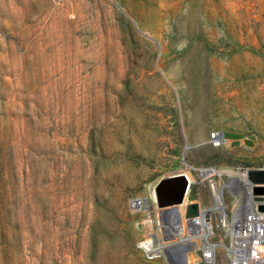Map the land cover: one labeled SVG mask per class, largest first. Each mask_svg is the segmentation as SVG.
<instances>
[{
  "label": "rangeland",
  "instance_id": "rangeland-1",
  "mask_svg": "<svg viewBox=\"0 0 264 264\" xmlns=\"http://www.w3.org/2000/svg\"><path fill=\"white\" fill-rule=\"evenodd\" d=\"M212 167L264 169V0H0V264H175L154 187Z\"/></svg>",
  "mask_w": 264,
  "mask_h": 264
},
{
  "label": "bare ground",
  "instance_id": "bare-ground-1",
  "mask_svg": "<svg viewBox=\"0 0 264 264\" xmlns=\"http://www.w3.org/2000/svg\"><path fill=\"white\" fill-rule=\"evenodd\" d=\"M222 132H218V135L222 139ZM188 146L186 147V149ZM186 163V161L184 162ZM194 169H198L196 167H193ZM215 168V167H214ZM213 167L210 169L201 168L202 176H209L213 174L222 175L224 173L233 175L236 179L235 180H241L243 184V188L245 191L246 196L249 198L251 195L252 186L254 185L252 178L254 177V173L250 172V170L246 169V171H223V170H217ZM178 172H175L171 175L165 176L162 179H160L157 184L154 187L152 196L154 201L156 202L158 208L160 209L162 213V219L164 222L170 223L172 226L165 228L167 229L166 232L170 233L173 237L177 236V239L170 243H160V240L157 236H151L150 238L146 239L143 243L146 249L153 251L154 253H157L159 249H167L170 250L171 253L175 254V257L178 258L180 256L184 255L187 262L190 264L195 263L196 256L194 252H185V250L182 252L185 247L188 245H195L196 237H198L202 243H208L209 246H214L215 244H220V249H224L228 253V249L223 241L214 243L210 241L209 237L214 234V226L209 218V220H206L203 216L199 219L193 221L186 220L184 216V207L183 204H180L179 206H165L166 200L172 195V193L175 190V186L182 182L181 177L179 176ZM189 178L191 181L194 179L192 178V174H189ZM234 180V179H231ZM212 187L214 190V205L207 207L202 206L201 208L204 212H208L210 210L218 209L220 211H223L225 208H227V204L224 198L223 189L225 187L229 188L230 185H226L225 183H219L217 181L212 180ZM187 195V194H186ZM255 200L259 201L260 199L255 197ZM186 201V198H185ZM260 204V203H259ZM264 204V203H261ZM138 207H149V202L145 198L144 201H137L136 204ZM161 205H164L161 207ZM164 225V224H163ZM193 232H196L197 234H192ZM199 242V241H198ZM202 246V245H201ZM198 247L195 245V248ZM181 251V252H180ZM219 251V250H218ZM217 257H215V264H217Z\"/></svg>",
  "mask_w": 264,
  "mask_h": 264
},
{
  "label": "built area",
  "instance_id": "built-area-1",
  "mask_svg": "<svg viewBox=\"0 0 264 264\" xmlns=\"http://www.w3.org/2000/svg\"><path fill=\"white\" fill-rule=\"evenodd\" d=\"M55 1L61 2L64 0ZM210 138L212 144L218 146L223 143L224 134H222V139L218 135V132L212 133ZM178 173L184 175L188 180L189 192L194 182L189 178L190 171L180 170ZM231 187V189L227 190L233 193L232 200L234 204L230 208L227 206L223 211H218L220 214V226L226 230L229 237V243H225L228 249L227 257L229 258V264H264V211L259 208L261 203H264V194H254L253 185L251 190L252 196L249 198L246 196L242 185H240L239 188L233 185ZM255 197L260 200H255ZM137 201L141 202L140 199H136L135 205ZM201 211L202 214L200 216L187 220L194 222L202 216L206 219L204 215L205 212L202 208ZM208 213L211 219L212 210L208 211ZM209 218L206 220H209ZM220 247V244H215L211 247L208 243H203L202 246L199 247L203 262L205 264H215V257H217ZM148 251L150 256L153 257L154 252L151 250Z\"/></svg>",
  "mask_w": 264,
  "mask_h": 264
},
{
  "label": "water",
  "instance_id": "water-1",
  "mask_svg": "<svg viewBox=\"0 0 264 264\" xmlns=\"http://www.w3.org/2000/svg\"><path fill=\"white\" fill-rule=\"evenodd\" d=\"M250 172L254 173V177L252 178V181L254 183L253 191L254 194L257 195H263L264 194V169L258 168V169H248ZM182 179V182L175 186V190L172 193V195L166 200L165 206H179L180 204H183L185 201L186 194L188 193V180L184 175H179ZM164 205H161V207ZM261 210L264 211V204H261L259 206ZM204 213V212H203ZM202 214L201 211V205L197 201H190L186 203L185 205V213L184 216L186 219H191L194 217H198ZM206 219L209 218V213H204ZM187 247H185L184 250H186ZM180 251V252H181ZM175 264H187V260L184 255L177 258V261Z\"/></svg>",
  "mask_w": 264,
  "mask_h": 264
}]
</instances>
